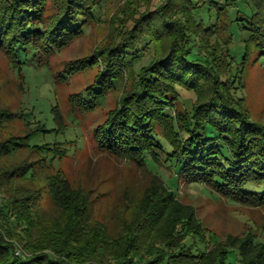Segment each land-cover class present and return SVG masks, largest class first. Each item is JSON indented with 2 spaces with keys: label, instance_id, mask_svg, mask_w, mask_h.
Returning a JSON list of instances; mask_svg holds the SVG:
<instances>
[{
  "label": "trees",
  "instance_id": "16d2710c",
  "mask_svg": "<svg viewBox=\"0 0 264 264\" xmlns=\"http://www.w3.org/2000/svg\"><path fill=\"white\" fill-rule=\"evenodd\" d=\"M108 1L0 0V50L16 69L46 67L53 54L100 18ZM127 1L131 14L132 7L149 2ZM158 1L154 10L130 14L128 26L112 21L113 43L100 50L98 59L91 56L72 69L98 72L94 83L73 98L74 105L90 113L108 94L122 91L114 110L95 129L102 150L144 165L170 163L178 182L209 186L239 204L264 206V125L251 118L234 91L241 90L242 70L233 72L231 49L223 53L207 38L242 1L249 8L247 13L237 10L236 21L246 23V54L252 46L264 61V0ZM205 8L217 11L215 23L202 19ZM145 58L148 63L137 68ZM182 90L197 98L191 108L178 112ZM17 116L0 107V129ZM31 136L0 139V162L25 148L41 155L37 161L0 168V194L5 196L0 202V264H264V244L258 238L222 242L207 235L195 210L182 207L177 192L158 173L142 202L146 221L119 239L101 225L88 237L83 225L88 195L62 173L49 175V194L65 211L66 224L39 229L40 189L16 183L32 182L37 162L44 167L50 153L52 162L66 150H58V143L30 147Z\"/></svg>",
  "mask_w": 264,
  "mask_h": 264
},
{
  "label": "rangeland",
  "instance_id": "374dc122",
  "mask_svg": "<svg viewBox=\"0 0 264 264\" xmlns=\"http://www.w3.org/2000/svg\"><path fill=\"white\" fill-rule=\"evenodd\" d=\"M127 0H110L101 10V16L85 32L73 40L68 47L53 54L46 67L36 65L14 68L7 54L0 50V107L18 114L13 121L0 129V139L17 135L28 140L30 147L61 144L58 150L65 155L54 161L53 152L44 167L36 163V178L32 182L19 180L16 185L31 190L40 189L36 203L39 229L50 230L53 225L66 224L65 211L54 204L49 194V175L62 173L72 187L82 189L88 195V216L83 225L86 235H91L95 226L107 229L111 238L119 239L142 225V202L150 188L154 187V176L158 173L170 188L177 192L182 207L195 210L198 220L217 241L225 242L229 237L240 239L249 236L258 238L264 244V206L239 204L219 194L213 188L176 180V171L171 165L151 162L144 165L139 161L125 159L105 152L95 139V129L106 121L109 111L114 110L122 91L112 92L105 103L95 111L83 112L78 109L73 98L91 84L97 76V69L86 71L72 69L91 56L98 59L100 50L113 43L112 29L116 24L128 26L131 17L138 15V9H156L158 0L146 1L132 14ZM247 4L239 1L237 7L229 10V15L221 20L215 32L208 34L209 43L223 53L230 48L236 62L233 72L242 70L241 90L235 89L237 96L244 99L251 118L264 125V61L258 58L257 51L250 46L246 54L248 34L243 28L245 22H237L238 13L246 12ZM202 14L205 23L217 21V11ZM251 12V11H250ZM131 17H128L130 16ZM242 18L244 16L241 15ZM233 20V22H231ZM112 21L115 24L112 27ZM115 21V22H114ZM207 35V36H208ZM148 63L145 58L137 68ZM127 83V87H129ZM194 92L182 90L175 109L185 111L196 101ZM56 110V111H55ZM26 149V148H25ZM21 149L6 157L0 168L16 165L22 161H37L41 155ZM49 162V164H48ZM5 196L0 194V202ZM169 215L165 222H167ZM162 225H164V223ZM40 224V225H39ZM86 237V236H85ZM22 248V244H18ZM211 248V247H209ZM212 249V248H211Z\"/></svg>",
  "mask_w": 264,
  "mask_h": 264
},
{
  "label": "built area",
  "instance_id": "2783aa9c",
  "mask_svg": "<svg viewBox=\"0 0 264 264\" xmlns=\"http://www.w3.org/2000/svg\"><path fill=\"white\" fill-rule=\"evenodd\" d=\"M21 253H22V249L19 248L17 254H18V255H21Z\"/></svg>",
  "mask_w": 264,
  "mask_h": 264
}]
</instances>
